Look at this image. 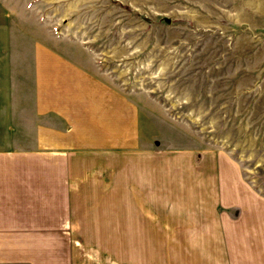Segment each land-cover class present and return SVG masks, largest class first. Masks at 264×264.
<instances>
[{
  "label": "crops",
  "instance_id": "obj_1",
  "mask_svg": "<svg viewBox=\"0 0 264 264\" xmlns=\"http://www.w3.org/2000/svg\"><path fill=\"white\" fill-rule=\"evenodd\" d=\"M36 65L26 121L4 134L0 114V264H97L83 247L169 264L168 242L186 264H264V197L232 159L214 153L217 184L195 185L186 155L148 146L129 96L56 52Z\"/></svg>",
  "mask_w": 264,
  "mask_h": 264
},
{
  "label": "rangeland",
  "instance_id": "obj_2",
  "mask_svg": "<svg viewBox=\"0 0 264 264\" xmlns=\"http://www.w3.org/2000/svg\"><path fill=\"white\" fill-rule=\"evenodd\" d=\"M45 49L129 96L148 146L186 155L195 185L202 176L217 184V153L264 197V0H0L4 134L13 112L26 121ZM218 210L232 219L240 212ZM176 243L164 259L186 264ZM83 251L97 264H124Z\"/></svg>",
  "mask_w": 264,
  "mask_h": 264
},
{
  "label": "water",
  "instance_id": "obj_3",
  "mask_svg": "<svg viewBox=\"0 0 264 264\" xmlns=\"http://www.w3.org/2000/svg\"><path fill=\"white\" fill-rule=\"evenodd\" d=\"M165 20H166V22H169L168 19H165ZM194 159H195L196 162H198L199 159H200V154H199V153H195V154H194Z\"/></svg>",
  "mask_w": 264,
  "mask_h": 264
}]
</instances>
